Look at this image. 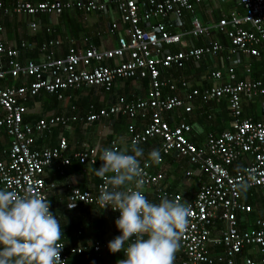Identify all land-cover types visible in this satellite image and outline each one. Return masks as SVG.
<instances>
[{"label":"built area","instance_id":"built-area-1","mask_svg":"<svg viewBox=\"0 0 264 264\" xmlns=\"http://www.w3.org/2000/svg\"><path fill=\"white\" fill-rule=\"evenodd\" d=\"M202 1L117 0L124 29L123 34L115 38L112 47L97 49L90 46L82 50L71 47L61 58H52L51 53H48L41 61L19 62L17 50L4 45L0 26V131L9 139L7 159L0 160V189L21 194L31 189L33 194L46 198L47 183L42 177L44 168L56 161L62 166L69 164L70 158L62 159L66 151L63 137H60L53 147L32 150L35 135L56 126L66 127L68 122L72 121L89 124L117 116L132 120L144 118L151 112L142 130L135 131L131 123L126 125L129 135L126 143L128 148L134 143L140 145L149 139H155L158 144L154 149H159L162 157L159 164L164 157L171 154L183 157L205 178L197 181L194 197L188 202L192 215L180 240L179 251L182 259L179 264H264V221L256 220L253 228L242 231L237 229L236 222V213H246L250 210L249 206L240 202L242 189H257L264 197V122H255L240 116L242 97L264 98V79H244L235 83L226 79L202 90L187 87L185 82H179L176 86L186 89L182 96L162 94L163 87L172 91L175 86L166 85L159 79V69L180 68L187 60H196L205 54L213 55L219 50V45L213 43L164 54L154 50L157 43L177 44L184 37H207L214 30L227 39L230 53L264 56V0H237L242 14L231 13L213 25H202L192 17L185 31L172 30L167 21L158 22L149 30H143L139 26V21L164 19L169 15L179 18L182 13L190 12L194 5ZM72 6L69 2L58 0H16L11 7H5L0 2V14L59 15ZM75 7L84 12L100 8L92 2L78 3ZM244 25L249 28H244ZM29 26L31 30L36 28L35 23H30ZM114 28V24L110 25L111 30ZM45 32L51 31L47 28ZM59 43L57 39L48 40L39 49L47 53L48 47L58 46ZM19 47L25 48L29 45L20 43ZM245 71L248 72V69ZM230 72L228 69V73ZM210 77L219 81L221 74L215 71ZM128 79L146 80L147 90L144 97L134 100L116 97L112 104L94 110L90 108L82 116L50 114L33 122L23 120L26 112L23 101L39 93L53 95L61 100L63 93L68 94L89 87H99L106 92L114 81ZM6 81H10L9 84H6ZM194 99L202 102L223 99L230 119L227 129L218 134H208L198 146L187 138L190 128L183 118L170 126L160 117L162 112L175 109L188 113ZM107 148L118 149L114 141L109 142ZM101 151L84 146L72 153L71 157L81 165L93 166L98 163L100 167ZM243 155L248 156L249 162L240 169L229 171V167ZM151 163L141 158L145 188L151 190L158 201L167 197L179 198L182 202L179 194L171 193L162 186L163 176L161 172L151 170ZM188 174L186 172L185 176ZM104 184L105 181L98 177L92 192L71 188L66 197V208L92 205L100 210L109 209L115 222L119 218V212H114L110 207L103 209L96 203ZM69 204H75V207L69 208ZM216 219H220L223 226L217 237H211L210 231ZM59 243L63 246L61 240ZM210 245L221 248V254L210 256ZM243 247H256L260 258L257 261L245 258L237 263L235 256ZM92 250H98L97 243ZM76 253H79V250ZM61 260L64 264H71L64 246L61 250Z\"/></svg>","mask_w":264,"mask_h":264},{"label":"crops","instance_id":"crops-1","mask_svg":"<svg viewBox=\"0 0 264 264\" xmlns=\"http://www.w3.org/2000/svg\"><path fill=\"white\" fill-rule=\"evenodd\" d=\"M16 0H0L3 6L11 7ZM38 1V0H26ZM69 2L73 6L62 11L59 15L37 14L34 16L18 15L9 13L0 14V26L2 40L5 46L17 50V59L24 63L27 60L41 61L44 56L51 53L52 58H61L68 48L79 50L93 46L97 49H108L115 44V38L123 34L124 25L120 19L117 0H58ZM144 1V0H140ZM92 2L99 5L95 11L84 12L77 9L76 4ZM242 14V9L237 0H203L194 5L190 12H184L176 18L169 15L164 19H149L139 21V26L143 30H149L158 22H169L172 30H187L189 20L195 17L202 25H213L219 19L228 17L230 14ZM30 23H35V30L30 29ZM114 24L115 28L110 29ZM49 28L51 32H45ZM244 28H249L244 25ZM57 39L58 46H51L47 53L40 51V46L48 40ZM24 43L29 47L20 48L19 44ZM217 43L219 50L213 55H203L196 60H187L180 68L168 67L159 69V79L166 85L175 86L169 91L167 87L162 88V94H172L177 97L182 96L186 89H180L176 85L185 82L187 87L202 90L209 88L220 81L229 79L235 83L244 79L259 80L264 79V56L252 57L244 53H230L229 43L224 35L212 30L207 37H184L179 43L165 45L157 43L155 51L159 54L176 52L190 47H202ZM228 69L231 70L228 73ZM248 69V72L245 70ZM219 71L221 79L213 80L210 77L212 72ZM10 81H6L9 84ZM98 87H89L76 92L63 93L61 100L53 95L39 93L33 98L23 101L26 112L23 115L24 121L33 122L39 118L47 117L50 114L64 116H82L84 111L76 107L86 106L88 109L106 107L113 103L116 97L125 100H134L145 96L147 82L145 79L137 80H117L106 92L107 97H102V92L96 91ZM92 89L95 94L86 95V91ZM105 93V92H104ZM69 96L70 98H68ZM84 103H78V101ZM76 106V107H75ZM264 98L240 99V116L251 121L264 122ZM151 112L144 118H134L132 120L122 119V123L114 121L116 117L100 119L97 122L83 124L80 121L68 122L66 127L56 126L47 132L35 135L31 149L41 150L42 148L53 147L58 139L63 137L66 142V151L62 159L70 158L67 166H62L58 161L53 162L44 168L42 177L47 183L46 199L50 202V210L56 215L60 222L63 236L61 241L64 250L69 257L71 264H117L118 260L124 259L122 252L111 253L108 250V243L115 237L121 235L112 219L109 209L100 210L92 205H78L74 209L66 208V197L71 188L76 187L83 191L92 192L98 177L94 174V169L99 168L96 163L93 166H85L72 159V153L80 150L84 146L94 147L99 152L107 148L108 143L114 141L118 149L128 148L126 125L133 126L135 131H140L145 127ZM162 120L170 126L175 125L179 119L183 118L189 125L187 138L196 146L202 144L208 134H218L227 129L229 125V113L223 99L202 102L194 99L190 105V111L183 113L180 109L171 112H162ZM158 141L149 139L144 144L137 145L144 150V159L148 160V153L156 148ZM9 146L8 137L0 131V160L7 159L6 152ZM249 162L247 155L241 156L231 167V171L240 169ZM151 170L161 172L163 176L162 186L171 193L179 194L182 202L191 201L194 197L198 180L205 179L195 167L187 162L183 157L168 155L164 157L161 164L151 163ZM188 172V176L185 173ZM52 185L49 187L48 185ZM146 197L150 202L159 203L155 199L151 190L145 188ZM240 202L249 206L246 213H236L237 229L239 231L251 229L256 220L264 221V197L257 189H243L240 191ZM223 223L216 219L210 231L211 237H217ZM146 238V237H145ZM98 244V250L93 251L94 244ZM127 245L125 244V248ZM79 250V253L76 251ZM222 249L213 245L208 247L210 256L220 255ZM245 258L257 261L260 253L256 247H243L235 256L237 263ZM182 254L178 251L175 254L174 264H179ZM220 264V263H214Z\"/></svg>","mask_w":264,"mask_h":264},{"label":"clouds","instance_id":"clouds-1","mask_svg":"<svg viewBox=\"0 0 264 264\" xmlns=\"http://www.w3.org/2000/svg\"><path fill=\"white\" fill-rule=\"evenodd\" d=\"M130 152L127 148H104L99 156L101 165L94 169L105 181L96 203L119 212L115 226L121 235L109 241L108 250L113 254L123 251L125 258L117 264H174L192 215L191 205L167 197L159 203L150 202L144 194V150L134 143ZM148 160L159 164V149H152ZM62 236L48 199L31 189L23 194L0 189V264H64L59 243Z\"/></svg>","mask_w":264,"mask_h":264},{"label":"trees","instance_id":"trees-1","mask_svg":"<svg viewBox=\"0 0 264 264\" xmlns=\"http://www.w3.org/2000/svg\"><path fill=\"white\" fill-rule=\"evenodd\" d=\"M96 91H98V93H99V92H102V93L105 92L102 88H99V87L96 88ZM96 91H94V90H92V89H88V90L86 91V95H87V96H88V95L91 96V95L95 94ZM74 92H76V91H74ZM106 92H108V91H106ZM106 92H105V93H106ZM80 102H81V103H84V101H82V100L78 101V103H80ZM110 104H112V103H110ZM110 104H109V105H110ZM107 106H108V105H107ZM75 107H76V106H75ZM76 108H77V109H82V111L85 112V110H86L87 107H86L85 105H84V106L79 105V106H77ZM96 109H98V108H96ZM122 119H125V120H126L125 117L117 116L116 119H115L114 121H117L118 123H122V122H123ZM229 171H231V170H230V167H229ZM242 190H243V189H242Z\"/></svg>","mask_w":264,"mask_h":264},{"label":"rangeland","instance_id":"rangeland-1","mask_svg":"<svg viewBox=\"0 0 264 264\" xmlns=\"http://www.w3.org/2000/svg\"><path fill=\"white\" fill-rule=\"evenodd\" d=\"M106 95V93H102V97H104ZM105 97H107V96H105Z\"/></svg>","mask_w":264,"mask_h":264},{"label":"water","instance_id":"water-1","mask_svg":"<svg viewBox=\"0 0 264 264\" xmlns=\"http://www.w3.org/2000/svg\"><path fill=\"white\" fill-rule=\"evenodd\" d=\"M176 21H179V18H176Z\"/></svg>","mask_w":264,"mask_h":264},{"label":"bare ground","instance_id":"bare-ground-1","mask_svg":"<svg viewBox=\"0 0 264 264\" xmlns=\"http://www.w3.org/2000/svg\"><path fill=\"white\" fill-rule=\"evenodd\" d=\"M236 222H237V220H236ZM239 230V229H238Z\"/></svg>","mask_w":264,"mask_h":264}]
</instances>
